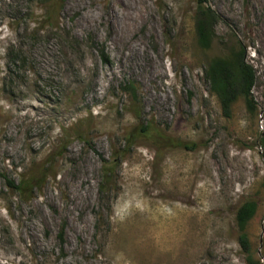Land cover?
Returning <instances> with one entry per match:
<instances>
[{"label":"rangeland","instance_id":"obj_1","mask_svg":"<svg viewBox=\"0 0 264 264\" xmlns=\"http://www.w3.org/2000/svg\"><path fill=\"white\" fill-rule=\"evenodd\" d=\"M119 1L62 0L49 22L54 0H0V264H249V200L264 264V0H204L208 49L197 0ZM236 43L255 110L225 116L204 71ZM41 167L33 193L7 186Z\"/></svg>","mask_w":264,"mask_h":264},{"label":"trees","instance_id":"obj_2","mask_svg":"<svg viewBox=\"0 0 264 264\" xmlns=\"http://www.w3.org/2000/svg\"><path fill=\"white\" fill-rule=\"evenodd\" d=\"M62 0H54V3L48 6L47 10L42 16L43 21L53 20L54 12L57 8L58 2ZM197 13L195 16V31L198 45L202 49H208L213 42V24L217 23L218 15L209 7L205 6L204 0H197ZM53 26V25H52ZM243 48L239 43L230 50V55L227 57L214 58L208 64L204 71L207 80L210 83V90L216 94L225 116H228L233 103L242 98L247 110L253 112L255 110L254 98L252 96V88L254 85L255 73L253 67L248 64L243 54ZM12 52H7L8 58ZM100 59L106 63L108 61L107 55L104 51L100 52ZM16 60H9V65L14 64ZM126 90L134 96L136 87L131 82H124ZM133 116L139 119L137 110L133 111ZM140 132H147L143 126L140 127ZM144 133V134H145ZM264 147V143L262 144ZM114 162H117L116 160ZM113 162V165H114ZM107 173V171H106ZM47 178V174L43 167L36 170L32 175L21 178L17 183L14 180L6 179L7 186L16 191L19 195L27 196L34 192L35 188H39L42 182ZM257 209V203L254 200H249L243 203L236 212V222L239 231L238 241L243 249V252L248 256L249 264H255L252 261L249 253V241L245 232L246 225L254 216ZM63 232L59 233V239L62 240Z\"/></svg>","mask_w":264,"mask_h":264},{"label":"bare ground","instance_id":"obj_3","mask_svg":"<svg viewBox=\"0 0 264 264\" xmlns=\"http://www.w3.org/2000/svg\"><path fill=\"white\" fill-rule=\"evenodd\" d=\"M138 1H139V0H138ZM117 2L120 3L121 1L117 0ZM141 2H142V1H141ZM120 4H121V3H120ZM130 4H131V3H130ZM123 5H125V3H124ZM138 5H139V4H138ZM140 5H141V4H140ZM140 5H139V6H140ZM125 6H126V5H125ZM141 6H143V5H141ZM128 7H130V6H128V4H127V6H126V10H127ZM136 9H137V8H136ZM141 9H142V8H141ZM141 9H140V10H141ZM138 10H139V8H138ZM140 10L137 11V14H136V17H138V18H140V17L142 16V13H143V12L141 13ZM130 11H131V10H130ZM134 11H135V10H134ZM125 12H126V11H125ZM132 13H133V12H132ZM125 17H126V18H130V19H132V18H131V15H129L128 11H127V14H126Z\"/></svg>","mask_w":264,"mask_h":264}]
</instances>
